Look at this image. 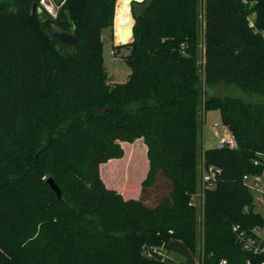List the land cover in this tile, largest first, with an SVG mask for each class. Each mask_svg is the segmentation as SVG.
Returning <instances> with one entry per match:
<instances>
[{
    "label": "trees",
    "instance_id": "16d2710c",
    "mask_svg": "<svg viewBox=\"0 0 264 264\" xmlns=\"http://www.w3.org/2000/svg\"><path fill=\"white\" fill-rule=\"evenodd\" d=\"M121 1L64 0L51 17L39 0H0V264H168L144 250L171 239L196 255L190 195L200 107L219 111L237 146L204 151L221 174L204 196L197 260L244 264L252 257L232 228L264 222L243 183L264 174V101L210 90L224 84L264 96V0L132 1V16L129 6L123 14L125 26L134 19L132 41L115 46L129 49L130 72L110 86L101 32L117 25ZM53 27L76 44L61 43ZM137 140L143 165L141 149L124 147ZM125 154L131 177L120 193L99 167Z\"/></svg>",
    "mask_w": 264,
    "mask_h": 264
},
{
    "label": "rangeland",
    "instance_id": "374dc122",
    "mask_svg": "<svg viewBox=\"0 0 264 264\" xmlns=\"http://www.w3.org/2000/svg\"><path fill=\"white\" fill-rule=\"evenodd\" d=\"M54 1V0H53ZM123 1V0H122ZM121 1V9L119 16L121 14H124L123 10L126 9V6H122ZM202 1V0H201ZM200 1V5L198 8V57H197V67H198V73H200L201 76L204 74V66H205V55H204V44H203V3ZM135 9L139 10L136 6ZM132 5L129 6V11L126 13V16H132ZM125 15V14H124ZM52 17V16H51ZM115 18V13H114ZM133 20L134 25V19ZM249 20L252 23L254 20V16L250 15ZM125 27V26H124ZM127 27V26H126ZM53 31L56 32H62L61 30L57 29L56 27H53ZM119 28L118 23L114 28V19H113V26L108 29H104L101 32V40L103 44V50H102V57H103V65L105 67L106 73H107V82L110 86H112L114 83H123L127 80L129 75V67L126 64L125 56L129 53L128 48H115V46H119L116 42L119 38ZM130 40L129 42H131ZM212 88L210 90V93L213 94L217 93L218 95H229L233 97L240 98L247 102H254V103H260L264 101V96L251 94L248 92H244L241 89L234 87V86H225L224 84H220L219 87ZM214 123H218L219 126H214ZM223 129L221 127V119L219 111H208L204 112L203 108L200 107V111L198 113V144H199V150L197 153V164H196V188L191 193V197H195L192 202L196 205V213L198 218V225L196 228V255H194L190 250L184 245V243L180 240H169L166 242L162 247H159L161 252L165 255L164 261H166L168 264H177V263H184V264H199L197 260V256L199 253H202L203 251V215H202V208L198 206L199 200L197 197L199 193V183H200V173L201 169L205 163L204 160V151L209 148H215L220 145V140L223 137ZM127 147L126 149L134 146L136 148L141 149V158L140 161L142 162L145 159V153H146V146L143 144L142 140H137L134 142V144L124 143ZM127 155L125 154L122 159H112L108 162L101 164L99 167V173L100 177L103 181V183L110 189H115L117 192L123 193V188L126 185V178L131 177L129 173H127V169H122L125 167V163L127 159L125 158ZM137 160V157L134 158L133 162ZM107 169V170H106ZM114 169L113 175L110 176V183L108 184L105 180H103V171H109ZM120 170L121 173H120ZM144 175V169L140 172V174L137 177L143 178ZM113 176V177H112ZM137 180V178H135ZM135 185H138L136 183ZM261 185H263L264 188V174L262 175L261 179ZM138 193V192H136ZM137 195V194H136ZM41 198H44V195L40 196ZM137 197V196H136ZM47 198V197H46ZM128 198V197H126ZM261 214L264 216V209L261 210ZM264 225V224H263ZM262 226V225H261Z\"/></svg>",
    "mask_w": 264,
    "mask_h": 264
},
{
    "label": "built area",
    "instance_id": "2783aa9c",
    "mask_svg": "<svg viewBox=\"0 0 264 264\" xmlns=\"http://www.w3.org/2000/svg\"><path fill=\"white\" fill-rule=\"evenodd\" d=\"M40 6L52 17L56 16L59 6L55 5L53 0H39ZM214 126L218 127V123H214ZM223 129V137L220 140V145L228 146L229 148H236L237 144L235 139L231 136L227 127L221 124ZM257 163V162H255ZM221 169L215 165L204 164L200 173L199 193L198 200L200 208H203L204 196L207 191L215 189L217 186ZM261 176H243V183L249 189L253 198L252 211L254 213L261 214V210L264 209V188L261 185ZM195 197H191L190 201L196 206L192 200ZM244 212H249L247 208H244ZM262 215V214H261ZM263 221H264V216ZM264 224V222H263ZM232 231L235 235L236 241L239 243L241 249L250 254L252 258H247L244 264H264V225L254 226L250 230L241 229L238 225L233 226ZM144 253L147 257L158 256L162 261L165 259V255L158 248L145 249ZM220 264H225V261H221Z\"/></svg>",
    "mask_w": 264,
    "mask_h": 264
},
{
    "label": "water",
    "instance_id": "95a60500",
    "mask_svg": "<svg viewBox=\"0 0 264 264\" xmlns=\"http://www.w3.org/2000/svg\"><path fill=\"white\" fill-rule=\"evenodd\" d=\"M132 1H138V0H125V2L130 6ZM142 1V0H140ZM64 2V0H54L55 5L59 6ZM133 35V23L129 28H126L123 30L120 40L117 43L118 45H125L128 42V39L132 40ZM53 36L58 39L61 43L74 46L76 44V37L70 32H54ZM47 184L49 185L50 189L55 192L56 196L58 198L61 197L60 190L55 184L54 180L52 178L47 179Z\"/></svg>",
    "mask_w": 264,
    "mask_h": 264
},
{
    "label": "bare ground",
    "instance_id": "6f19581e",
    "mask_svg": "<svg viewBox=\"0 0 264 264\" xmlns=\"http://www.w3.org/2000/svg\"><path fill=\"white\" fill-rule=\"evenodd\" d=\"M139 1V0H138ZM127 5V3L125 2V0H123L122 1V6H126ZM130 27V25H128L127 27L125 26L124 27V25H123V22H122V16H120V21H119V24H118V28H119V38H118V41H117V43L119 42V40H120V37H121V34H122V32H123V30L124 29H126V28H129ZM130 41V39H128V42Z\"/></svg>",
    "mask_w": 264,
    "mask_h": 264
},
{
    "label": "crops",
    "instance_id": "0c3cea01",
    "mask_svg": "<svg viewBox=\"0 0 264 264\" xmlns=\"http://www.w3.org/2000/svg\"><path fill=\"white\" fill-rule=\"evenodd\" d=\"M140 1V0H139ZM129 5L127 4L126 8L128 7ZM125 10H123L124 12ZM120 16H122V22H123V14H121ZM120 16L118 17V24H119V21H120ZM123 25L125 26L124 22H123ZM117 43V42H116ZM125 145V144H124ZM262 179V176L260 177Z\"/></svg>",
    "mask_w": 264,
    "mask_h": 264
}]
</instances>
